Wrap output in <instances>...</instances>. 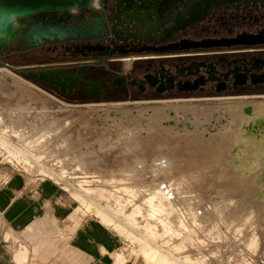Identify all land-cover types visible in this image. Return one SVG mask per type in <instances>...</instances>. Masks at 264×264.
<instances>
[{"label": "rangeland", "instance_id": "rangeland-1", "mask_svg": "<svg viewBox=\"0 0 264 264\" xmlns=\"http://www.w3.org/2000/svg\"><path fill=\"white\" fill-rule=\"evenodd\" d=\"M27 70L0 60V168L54 181L143 264H264V117L223 110L264 94L69 103Z\"/></svg>", "mask_w": 264, "mask_h": 264}, {"label": "flooded vegetation", "instance_id": "flooded-vegetation-1", "mask_svg": "<svg viewBox=\"0 0 264 264\" xmlns=\"http://www.w3.org/2000/svg\"><path fill=\"white\" fill-rule=\"evenodd\" d=\"M149 1L154 7L166 5L169 10L175 6L176 12L160 21L149 34L135 37L142 41L111 47L107 50L112 53L108 57L90 56L106 48H33L12 43L0 50V60L28 68L25 78L38 86L41 82L35 81L29 73L58 70L62 79L68 73L81 77L77 71L84 68L82 81H95L102 87L95 97H90L88 90L79 89L88 87L83 82L76 81L70 94H61L58 88L41 83L47 89H54L55 95L69 103L264 94V0ZM243 37H254L263 42L188 49L179 46L181 40L200 42ZM170 45H177V49L168 50ZM142 48L166 50L136 52ZM128 56H133V62L130 70L124 73L120 66L122 61L128 60ZM46 63L56 64L42 66ZM144 75H150L157 81L155 87L144 84V89H139ZM115 78L123 79L119 87L112 86ZM252 80L259 82L252 83ZM129 81L136 84L129 85ZM194 81H198V84L192 90H180L183 83ZM159 83L163 88L157 93ZM105 88L107 90L104 92Z\"/></svg>", "mask_w": 264, "mask_h": 264}, {"label": "water", "instance_id": "water-1", "mask_svg": "<svg viewBox=\"0 0 264 264\" xmlns=\"http://www.w3.org/2000/svg\"><path fill=\"white\" fill-rule=\"evenodd\" d=\"M96 4V6L94 5ZM176 7L169 10L166 5L154 7L149 0H0V50L6 46L17 43L33 48H71L85 46L92 49L106 50L95 52L90 56L108 57L112 53L107 50L111 47L132 44L141 34H149L158 23L173 15ZM263 41L254 37L235 39L203 40L200 42L183 41L181 49L195 47H214L229 45H256ZM177 49V45L168 46V50ZM162 51L166 49L142 48L136 52ZM134 52V51H133ZM85 69H78L77 77L68 73L60 79V71L40 70L36 74L29 73L35 81L48 83L58 88L59 93H72L76 81L83 82ZM123 79L115 78L112 86L119 87ZM259 80H252V83ZM90 97L100 94L102 87L99 83L83 82ZM157 81L150 75H144L139 89L155 87ZM135 85V81H129ZM180 84V83H178ZM198 84L183 83L180 90H192ZM163 85L159 83L156 92L162 91ZM107 88L103 89L105 92Z\"/></svg>", "mask_w": 264, "mask_h": 264}, {"label": "crops", "instance_id": "crops-1", "mask_svg": "<svg viewBox=\"0 0 264 264\" xmlns=\"http://www.w3.org/2000/svg\"><path fill=\"white\" fill-rule=\"evenodd\" d=\"M123 244L104 223L81 217L51 179L0 168V264H143Z\"/></svg>", "mask_w": 264, "mask_h": 264}, {"label": "bare ground", "instance_id": "bare-ground-1", "mask_svg": "<svg viewBox=\"0 0 264 264\" xmlns=\"http://www.w3.org/2000/svg\"><path fill=\"white\" fill-rule=\"evenodd\" d=\"M126 62V61H125ZM130 66V65H129ZM226 103V102H225ZM227 105L225 106V108L223 109L224 112L227 114V117H232L235 113L239 114V118H248V119H256L257 116H259L260 114L263 115L264 117V99L261 101H250L247 102L246 104L238 102V101H232V102H228L226 103ZM159 106H154L153 108H157ZM168 109L172 112H176L177 111V107H175L172 103L169 104V106H167ZM161 111H164L162 107L159 108ZM160 111V112H161ZM160 112L158 114H160ZM24 140V139H23ZM32 152V151H31ZM36 156V155H35ZM91 182V181H90ZM110 188V187H109ZM90 190V189H89ZM113 190V189H112ZM118 190V189H117ZM107 191V190H106ZM111 193V192H110ZM156 195V194H155ZM118 196V195H117ZM132 197V196H131ZM134 198V197H133ZM128 202V201H127ZM149 202V201H148ZM116 203V200H115ZM146 204V203H145ZM149 205V203H148ZM120 206V205H119ZM133 206V205H132ZM125 207V206H124ZM159 207V206H158ZM113 208V207H112ZM148 208V207H147ZM150 208V206H149ZM118 210V209H117ZM122 210V209H121ZM155 210V209H154ZM120 211V210H119ZM151 211H153L151 209ZM157 211H159V209L157 208L156 211H154V213ZM164 211V210H163ZM124 212V211H123ZM99 213V212H98ZM162 215V214H161ZM151 216V215H150ZM166 218V216H165ZM158 221V220H157ZM167 221V220H166ZM166 221H164L166 223ZM161 222V221H160ZM161 224V223H160ZM163 225V224H162ZM167 225V224H166ZM168 228V227H167ZM165 228V224L163 225V230L167 229ZM164 230V231H165ZM168 231V230H167ZM155 253V252H154ZM158 253V252H157ZM154 257V256H153ZM153 259V258H152ZM156 260V259H155ZM156 264V263H155Z\"/></svg>", "mask_w": 264, "mask_h": 264}, {"label": "built area", "instance_id": "built-area-1", "mask_svg": "<svg viewBox=\"0 0 264 264\" xmlns=\"http://www.w3.org/2000/svg\"><path fill=\"white\" fill-rule=\"evenodd\" d=\"M169 100H163V101H160V100H152V102H163V103H167ZM170 115H172L171 112H169Z\"/></svg>", "mask_w": 264, "mask_h": 264}, {"label": "trees", "instance_id": "trees-1", "mask_svg": "<svg viewBox=\"0 0 264 264\" xmlns=\"http://www.w3.org/2000/svg\"><path fill=\"white\" fill-rule=\"evenodd\" d=\"M28 80H29V78H28ZM39 86H40V87H42V88H45V87H43V86H42V84H41V83H39Z\"/></svg>", "mask_w": 264, "mask_h": 264}]
</instances>
